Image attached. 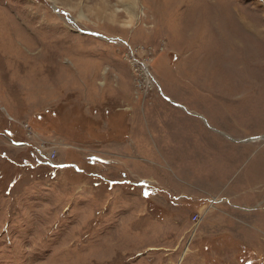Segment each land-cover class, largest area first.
I'll use <instances>...</instances> for the list:
<instances>
[{
	"label": "rangeland",
	"instance_id": "374dc122",
	"mask_svg": "<svg viewBox=\"0 0 264 264\" xmlns=\"http://www.w3.org/2000/svg\"><path fill=\"white\" fill-rule=\"evenodd\" d=\"M0 264H264V0H0Z\"/></svg>",
	"mask_w": 264,
	"mask_h": 264
},
{
	"label": "built area",
	"instance_id": "2783aa9c",
	"mask_svg": "<svg viewBox=\"0 0 264 264\" xmlns=\"http://www.w3.org/2000/svg\"><path fill=\"white\" fill-rule=\"evenodd\" d=\"M47 157L49 158V156L47 155ZM197 215H198V217H197ZM199 218V213H197L196 215H195V219H198Z\"/></svg>",
	"mask_w": 264,
	"mask_h": 264
},
{
	"label": "bare ground",
	"instance_id": "6f19581e",
	"mask_svg": "<svg viewBox=\"0 0 264 264\" xmlns=\"http://www.w3.org/2000/svg\"><path fill=\"white\" fill-rule=\"evenodd\" d=\"M127 9V8H126Z\"/></svg>",
	"mask_w": 264,
	"mask_h": 264
}]
</instances>
